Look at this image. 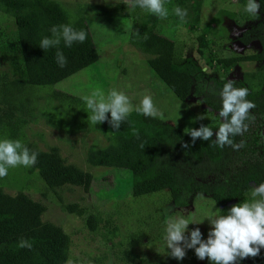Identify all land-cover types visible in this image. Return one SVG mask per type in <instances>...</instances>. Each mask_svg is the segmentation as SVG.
<instances>
[{
	"label": "trees",
	"instance_id": "trees-1",
	"mask_svg": "<svg viewBox=\"0 0 264 264\" xmlns=\"http://www.w3.org/2000/svg\"><path fill=\"white\" fill-rule=\"evenodd\" d=\"M237 3L239 10L247 0H237ZM257 3L261 15L247 16L233 9L231 11L234 12L225 11V14L237 20V24L243 19L249 20V27L237 41L246 45L251 40H257L261 43L259 52L233 50L234 54L219 58L217 52L222 41L215 43L205 31L197 28L200 0H165V7L173 5L187 10L184 20L178 16L170 19L173 29L175 26L177 30L182 29L180 37L172 39L159 32L156 27L161 18L151 13L140 15L139 24L133 25L129 37L136 49L149 56L147 63L153 75L177 99L184 100L191 94L198 96L218 115L222 110L220 92L227 81L220 82L218 78L208 76L192 55L201 58L207 54L206 62L209 65L221 64L224 69L239 62H258L256 72L244 74L249 90L247 99L254 102L256 107L250 110L249 118L245 120L247 130L242 135L230 137L237 144L243 141L242 148L214 147L215 131L219 125H208L214 131L212 140L197 139L193 145L188 130L136 111L126 118L119 130H115L108 122L111 119L109 112L108 120L96 124L97 130H94L102 132L108 143L103 147L91 145L85 154L87 164L126 171L130 175L133 198L167 191L178 207L188 205L197 195L208 197L215 207L226 202L237 204L253 199L247 196L253 189L250 184L264 183V136L260 133L264 129V0H257ZM0 13L8 19L4 26L0 25V57L6 64V69L0 72V140L19 139L38 153L37 163L28 168V173L37 174L43 189L51 192L62 211L84 217L90 231L103 227L108 233L116 235L118 225L112 219L105 220L98 212H89L77 203L64 204L57 192L58 188L68 185L87 190L93 179L92 174L67 163L56 146H49L46 150L39 148L24 131L29 123L43 115L40 108L42 103H38L39 94L42 99L45 96L43 92L49 90L47 87L98 60L99 54L88 24L82 14L73 16L58 0H0ZM132 14L135 21L137 16ZM127 15L124 12L123 16ZM188 18L190 26L183 25L182 22ZM61 25H71L75 30L87 33L85 42H74L71 47H66L61 40L58 47L68 61L64 68L57 64L56 47L44 50L39 46L44 37H52L53 27L60 28ZM190 45L193 52L188 53ZM233 84L237 88L244 87L242 80H233ZM50 96L67 104L82 102L80 98L62 91H51ZM184 143L189 146L183 147ZM231 207L223 205V214H228ZM45 210L42 203L25 193L11 195L0 187V264L68 262L70 236L61 226L42 220ZM22 239L31 243L32 247H19ZM105 244L108 245V242ZM124 256L128 257V264L144 262L143 258L129 250L124 251ZM135 258H138V263L134 262ZM248 258V264L249 261L250 264H264V251Z\"/></svg>",
	"mask_w": 264,
	"mask_h": 264
},
{
	"label": "rangeland",
	"instance_id": "rangeland-1",
	"mask_svg": "<svg viewBox=\"0 0 264 264\" xmlns=\"http://www.w3.org/2000/svg\"><path fill=\"white\" fill-rule=\"evenodd\" d=\"M58 1L73 16L83 15L99 57L88 67L47 87L49 90L43 92L45 96L42 99L39 94L38 103H42L40 108L43 115L29 123L24 131L28 139L37 143L39 148L46 150L49 146H56L67 163L75 164L92 174L93 179L87 190L81 186L68 185L58 188L57 192L64 204L77 203L86 207L89 212H98L105 220L112 219L118 225L117 234L113 236L103 227L90 231L85 225L84 217L62 211L56 199L53 200L51 192L43 189V183L37 174L28 173L29 167L9 168L8 174L0 178V187L11 195L23 192L46 207L42 220L61 226L70 236V255L66 264H128V257L124 256L125 250L143 258V264H212L207 258L199 259L194 249H186L182 260L172 257L165 241L167 221L178 216L189 220H203L199 224L190 223L185 234L190 235L191 230L199 227L202 238L206 240L212 227L206 217L221 215L223 205L233 206L236 202L215 207L211 199L197 195L188 205L178 207L167 191L133 198L129 185L130 175L126 171L114 167H95L85 161L86 150L91 145L103 147L108 140L102 132L94 131L97 130V125L88 120L91 112L83 97L90 96L97 89L107 96L115 89L125 93L133 105L138 106L144 95H151L155 106L162 113L157 118L184 130L199 128L201 124L220 125L222 118L217 112L211 111L198 96L191 94L184 100L177 99L151 72L147 63L149 56L140 52L129 41L133 25L139 24L138 18H141V14L149 13L147 10L131 9L122 3L124 0ZM238 6L237 0H200L197 28L205 31L215 43L222 41L221 47H218V56H229L235 51H242L234 40L250 23L244 20L246 22L243 21V24H237V20L225 14V11L238 10ZM166 8L168 17L161 19L156 29L176 39L180 37L182 29L172 27L173 21L170 19L177 18L173 12L175 6L169 5ZM244 8L245 6H240L238 11L242 10L248 16ZM124 12L128 15L123 16ZM132 13L136 14L134 17L137 16L135 21ZM7 21L0 13V25L4 26ZM189 21L190 18L182 23L190 26ZM223 28L226 30L223 31ZM184 40L187 41L186 37ZM227 47L230 50L225 49ZM188 48V53L193 52L192 45ZM206 55L201 58L195 54L192 56L208 76L218 78L219 81L240 79L245 72L256 69L258 64L239 62L222 73L220 67L206 62ZM4 69L6 64L0 57V72ZM54 90L78 97L82 102H61L50 96ZM200 115L205 119H197ZM192 259L195 261L191 262ZM134 262L138 263V258Z\"/></svg>",
	"mask_w": 264,
	"mask_h": 264
},
{
	"label": "clouds",
	"instance_id": "clouds-1",
	"mask_svg": "<svg viewBox=\"0 0 264 264\" xmlns=\"http://www.w3.org/2000/svg\"><path fill=\"white\" fill-rule=\"evenodd\" d=\"M123 4L131 8L145 9L161 19H166L169 14L165 7V0H124ZM244 10L252 16H257L260 13V5L257 0H247ZM173 12L181 20L187 16V10L178 6L173 9ZM51 32L52 37H44L39 46L44 50L56 47L58 49L57 64L64 68L68 61L64 53L59 50L61 40L66 47H71L74 42H85L87 33L83 30H75L71 25L53 27ZM220 95L222 110L219 116L223 122L215 131L213 146L220 148L231 146L239 150L244 146L243 141L237 144L230 137L242 135L247 130L245 120L249 118L250 110L256 105L247 99L248 88L234 87L231 80L223 85ZM83 99L91 112L88 120L92 124L96 125L108 120L107 114L110 112L111 119L108 122L115 130H119L121 124L133 111L152 118L162 115L151 95H144L138 106H134L125 93L115 89L111 90L107 96L97 89ZM197 119L203 120L205 117L200 115ZM135 134L139 137L138 133ZM187 134L194 145L197 139L212 140L214 131L201 124L199 128H190ZM182 146L187 148L189 144L184 143ZM37 159L38 153L30 150L21 140L7 138L0 140V178L8 174L9 168L34 166ZM251 196L253 199L250 201L245 200L234 204L226 215L206 217L212 225L206 240L202 238L199 227L191 230L190 235L185 234L190 223L199 224L203 220H189L184 216L169 218L165 241L167 249H170V255L182 260L186 255V249H194L199 259L207 258L212 264H236L238 259L258 256L261 248H264V183L253 186ZM19 247L30 249L32 245L22 239Z\"/></svg>",
	"mask_w": 264,
	"mask_h": 264
},
{
	"label": "flooded vegetation",
	"instance_id": "flooded-vegetation-1",
	"mask_svg": "<svg viewBox=\"0 0 264 264\" xmlns=\"http://www.w3.org/2000/svg\"><path fill=\"white\" fill-rule=\"evenodd\" d=\"M242 11V10H241ZM260 15H261V12H260ZM244 20H246V21H249V20H247V19H243V21ZM243 21H241V23L243 24ZM246 21H244V22H246ZM248 23H250V22H248ZM241 25V24H240ZM247 29V28H246ZM243 31H245V29L243 30ZM243 31L241 32V34L240 35H238L236 38H235V40H234V42H236L238 45H239V48H241L242 49V51H244L245 49H247V50H250V51H255V50H257L258 52L261 50V43L260 42H258L257 40H251L249 43H246V45H244V44H241V43H239L238 41H237V39L239 38V37H241L242 36V34H243ZM254 49H253V48ZM235 48V47H234ZM225 49H229L228 47L227 48H225ZM236 50H238V49H236ZM219 58H221V56H218ZM223 57H226V56H223ZM215 63H216V61H214ZM253 62H256V61H252V62H249V63H253ZM258 63V62H257ZM217 66V65H216ZM235 66V65H234ZM234 66H232V67H234ZM259 66V63L257 64V66H256V69H254L253 71H247V73H251V72H256L257 71V67ZM217 67H220L221 69H222V73H223V71H226V70H228V69H230V68H232V67H229V68H227V69H224L222 66H221V64L220 65H218ZM202 69H203V67H202ZM204 70V69H203ZM246 73V72H245ZM244 73V74H245ZM244 74H243V76H241V78L240 79H231V81H233V80H235V81H241L242 80V86H244V87H247V82H245L244 81ZM223 81H226V80H222V81H220V82H223ZM228 82V81H227ZM260 133L264 136V129H262V130H260ZM250 186H251V188H253V186H255V184H254V182H252L251 184H250ZM253 190V189H252ZM251 193H252V191L251 192H249L248 194H247V196H251ZM226 203H228V202H226ZM221 205V204H220ZM219 205V206H220ZM218 206V207H219ZM260 251H264V248H261V250ZM248 257L247 258H244V259H241V260H237V262H239V263H241V264H248L247 263V261H248ZM236 262V263H237ZM249 264H250V261H249Z\"/></svg>",
	"mask_w": 264,
	"mask_h": 264
}]
</instances>
